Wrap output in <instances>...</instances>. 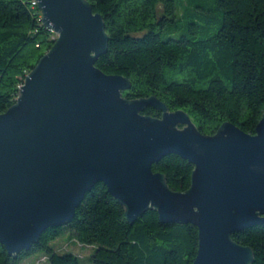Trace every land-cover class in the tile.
<instances>
[{
    "label": "water",
    "instance_id": "obj_1",
    "mask_svg": "<svg viewBox=\"0 0 264 264\" xmlns=\"http://www.w3.org/2000/svg\"><path fill=\"white\" fill-rule=\"evenodd\" d=\"M35 1L57 39L0 114V244L8 254L70 223L103 183L129 224L150 209L164 223L193 224V264H253L252 248L233 234L264 222V113L254 135L225 122L206 136L155 96L128 100L130 80L95 65L109 37L90 2ZM148 107L162 116L143 115ZM171 154L195 167L186 192L153 171Z\"/></svg>",
    "mask_w": 264,
    "mask_h": 264
},
{
    "label": "trees",
    "instance_id": "obj_2",
    "mask_svg": "<svg viewBox=\"0 0 264 264\" xmlns=\"http://www.w3.org/2000/svg\"><path fill=\"white\" fill-rule=\"evenodd\" d=\"M87 1L103 16L109 37L95 65L130 80L125 98L155 96L169 111L186 112L206 136L225 122L256 134L264 113V0H179L189 6L182 24L178 0ZM56 39L34 0H0V114L16 103ZM143 115L162 113L148 107ZM194 169L176 154L153 165L175 192L190 189ZM64 234L67 241L54 245ZM197 236L193 224L164 223L155 209L129 224L120 202L98 183L70 223L47 229L30 250L13 258L0 244V264H19L37 252L48 264H83L86 256L75 247L93 250L90 264H193ZM233 240L252 248L253 264H264V222Z\"/></svg>",
    "mask_w": 264,
    "mask_h": 264
},
{
    "label": "rangeland",
    "instance_id": "obj_3",
    "mask_svg": "<svg viewBox=\"0 0 264 264\" xmlns=\"http://www.w3.org/2000/svg\"><path fill=\"white\" fill-rule=\"evenodd\" d=\"M184 4H185V6H184ZM188 7L189 6H187L186 3H182L178 0V19H179L180 24H182L185 21V18H182V13H184V9L186 10V9H188ZM162 36L164 38H166V33H164ZM179 128H180V126H179ZM66 241H67V236H66V234H64V235L60 236L57 240L54 241V245L57 246L59 244L65 243ZM74 253L78 254V256H86V259L81 258L82 263L83 264H90L89 257L93 253L92 249L75 247ZM42 256H43L42 252L34 253V254L28 256L25 260H23L19 264H48L45 262V260L41 259ZM39 260H40V262H39Z\"/></svg>",
    "mask_w": 264,
    "mask_h": 264
},
{
    "label": "built area",
    "instance_id": "obj_4",
    "mask_svg": "<svg viewBox=\"0 0 264 264\" xmlns=\"http://www.w3.org/2000/svg\"><path fill=\"white\" fill-rule=\"evenodd\" d=\"M34 4H36V1L34 0Z\"/></svg>",
    "mask_w": 264,
    "mask_h": 264
}]
</instances>
